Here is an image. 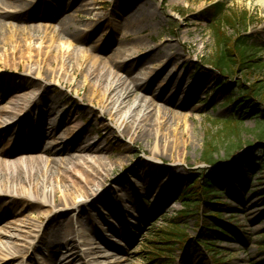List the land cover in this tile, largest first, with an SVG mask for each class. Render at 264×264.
Segmentation results:
<instances>
[{
  "label": "rangeland",
  "instance_id": "rangeland-1",
  "mask_svg": "<svg viewBox=\"0 0 264 264\" xmlns=\"http://www.w3.org/2000/svg\"><path fill=\"white\" fill-rule=\"evenodd\" d=\"M31 1L18 0L17 3L20 6ZM33 1H37L33 4V10H25V14L13 21L17 27L38 23L49 27L46 34L39 32L46 37L41 55L34 53L31 59L44 60L39 67L40 76L33 78L34 83L47 91L45 97H59L56 109L62 110L64 115L74 121L73 134L82 129L86 140L95 139L98 143H103L106 152L102 154L106 157L111 155L110 162L114 167L104 187L109 188L112 183L119 186L122 180L134 186L122 195L126 205L120 204L117 214L109 216L112 226H104L102 237L100 235L96 238L103 240L104 237V242L122 246L124 251L117 252L123 257L122 264H161L162 261L149 257L148 241L154 237L155 231L167 228L176 218L177 223L182 225L192 239L196 240L198 236L201 240L216 244L215 249L219 255L202 244L191 242L185 252L181 245H174L170 258L162 263L264 264V149H260L264 146V139L259 138L260 130L257 129L261 118L250 117L240 106L227 103L223 94L217 91L218 72L212 63L217 52L213 24L202 13L206 7L218 1H222L233 13L241 15L247 11L249 24L247 27H240V34L249 37L248 42L256 47L255 57L260 58L258 64H264V0H136L137 7L135 4L131 6L130 0H73V4L62 14L66 25L57 32L53 29V26L58 25L57 21L40 20L38 15L43 9L52 15L58 0ZM138 8H141L145 19L143 30L139 33L130 29V32L125 17L133 10L136 13ZM126 31L130 32V38L142 36L143 41L153 47L158 59L166 55L171 57L167 68L175 71L176 80H182L183 94H188L183 108L168 103L172 112L166 115V127L159 133L158 141V153L162 162L151 158L156 139H140L132 145L126 129L118 128L102 106L90 102L93 92L89 82L85 80V64L89 56L107 59L116 55L122 46L138 47L141 43L139 39L125 41ZM233 32L230 28L228 34ZM24 41L18 37L14 43L16 53L13 57L9 27L0 21V54L4 52L3 46L8 51L7 55L3 53V60H0V68L5 73L15 76L25 74L31 61L22 58L21 49L26 44ZM161 42H169L172 46L163 47ZM158 45L161 47L157 48ZM143 47L144 45L141 46ZM63 57H67L68 62ZM237 80L246 81L247 84L258 81V86L264 85V67H257L248 75L245 71H239L231 78L234 84ZM200 83L201 90L193 89ZM191 85L195 87L190 88ZM233 89L238 95V85ZM142 94L138 90L134 97ZM258 106L260 110H264V101ZM259 116L262 117V114ZM233 120L239 121L238 133L227 128L228 122ZM24 123L30 122L26 120ZM30 124H38L46 133L47 123L37 120ZM58 131L60 135L64 129ZM23 137L24 139L18 136L22 140L18 142L24 147L36 146L38 139L42 138ZM15 145L17 144L11 137L0 141V149L8 153L15 150ZM206 149L214 152L213 162H217L216 164L209 166L206 163ZM239 154L246 156V162L242 160V167L246 170L241 180L234 177L231 167L227 166V172L221 169L226 159ZM209 168L218 169L219 173L211 199L223 204L211 211L222 212L224 221L235 227L218 223L226 231L225 237L199 227L197 223L200 219L194 207L186 209L188 216L178 218L179 213L185 210L181 192L196 175L208 172L211 170ZM113 179L119 180L115 183ZM229 179L235 181V189L230 187ZM234 190H238L239 194ZM0 202L3 203L0 213L6 215L13 202L6 198H1ZM16 205L22 218H40L42 221L45 218L40 215L44 208L33 210L24 200H19ZM203 218L212 221L211 217ZM48 231L47 227L39 246L27 258L28 262L49 263L45 258L48 255L45 240L51 237ZM124 232L127 233L128 241L121 239ZM112 238L119 241L113 242ZM79 249H82L80 253H84L87 246L81 245ZM211 256L216 261H212ZM82 263L83 260L79 259L74 264Z\"/></svg>",
  "mask_w": 264,
  "mask_h": 264
},
{
  "label": "bare ground",
  "instance_id": "bare-ground-1",
  "mask_svg": "<svg viewBox=\"0 0 264 264\" xmlns=\"http://www.w3.org/2000/svg\"><path fill=\"white\" fill-rule=\"evenodd\" d=\"M17 1L0 0V21L9 27L12 56L16 53L14 43L21 37L26 43L21 49L22 58L31 61L34 53L41 55L43 50L46 37L39 32L46 34L49 27L42 23L17 27L13 20L25 14V10H33V4L37 2L32 0L19 6ZM72 1L58 0L55 12L50 15L43 9L38 15L40 20L57 21L58 25L53 26L57 32L66 25L62 14ZM130 2L132 6L136 0ZM134 6L137 7L136 4ZM133 11L126 14L127 26L129 30L140 33L145 19L141 8L136 13ZM130 32L124 34L125 41L139 39L141 43L138 47L122 46L116 55L107 59L89 56L85 64V80L93 92L90 102L102 106L118 128L126 129L132 145L140 139H156L151 158L162 162L158 141L159 133L166 127V115L172 112L168 103L183 108L188 94H183L182 80H176L175 71L167 68L171 57L166 55L158 59L153 47L148 46L142 36L130 38ZM161 46L172 45L161 42ZM2 48L7 55L8 51L4 46ZM3 53L0 60H3ZM63 59L68 62L67 57ZM42 61L38 58L29 62L24 75L8 74L0 68V141L11 137L17 144L10 153L0 149V200L6 198L13 202L6 215L0 213V262L40 264L39 261L28 262L27 258L39 246L48 227L51 235L45 240L48 264H74L79 259L83 260L82 264H122L123 257L117 253L124 251L122 246L108 244L104 242V237L103 240L96 237L105 227L112 226L109 216L117 214L120 204L126 205L122 195L134 186L122 180L119 186L112 183L111 187H104L114 170L110 162L112 157L102 154L106 152L102 142L86 140L84 130L78 129L77 134H73L74 121L56 109L59 97H45L47 91L34 83V76H40ZM201 84L193 89L201 90ZM138 90L143 94L134 97ZM23 120L47 123L46 133L37 124L25 132ZM62 128L64 131L59 135L58 130ZM24 134L29 138H42L38 139L36 146L24 147L18 138ZM118 180L113 179V182ZM19 200L26 201L33 210L44 208L40 213L44 220L22 218L16 205ZM98 205L101 207L98 208ZM1 206L3 203L0 202ZM126 234L124 232L121 239L128 241ZM111 241L119 240L112 238ZM81 245L87 246L84 253H80Z\"/></svg>",
  "mask_w": 264,
  "mask_h": 264
},
{
  "label": "trees",
  "instance_id": "trees-1",
  "mask_svg": "<svg viewBox=\"0 0 264 264\" xmlns=\"http://www.w3.org/2000/svg\"><path fill=\"white\" fill-rule=\"evenodd\" d=\"M202 13L213 24L212 31L217 52L212 63L218 72L217 91L224 95L227 103L233 106H240L244 113L249 114L250 117L256 119L258 117L261 118V121L257 124V129L260 130L258 134L259 138L264 139V110H260L258 106L262 100L264 101V85L258 86V81L251 84H247L243 80H237L235 84L231 81L232 76L239 71H245L248 75L250 72L256 70L257 67H264V64H258L260 58L255 57L254 50H256V47L248 42L249 37L240 34V27L244 28L249 24L248 12L245 11L241 15L233 13L223 2L219 1L206 7ZM230 28L234 31L233 34H228ZM236 85L239 87L238 95H236L233 89ZM260 114H262V117L259 116ZM232 123H235V125ZM237 124L239 125V121H229L227 128L234 133H238ZM260 149H264V147ZM213 154V151L206 149L204 152V160L207 163H215L213 162ZM242 160L246 162L245 155L234 160L229 165L234 177L238 180L243 179L245 176L246 169L242 167ZM222 169L225 172L228 170L225 166ZM218 178L219 173L216 170H210L196 175L180 195L184 202L185 210L179 213L178 218L188 216L186 209L194 207L200 219L197 223L199 227L215 232L221 237H225L227 236L226 231L218 223L232 228L235 227L230 226L227 221H224L222 212L211 211L212 208L223 205L221 202L212 201L211 199ZM229 185L235 189V181L233 179H229ZM234 191L239 193L238 190ZM203 217H211L212 221H207ZM175 219L170 222L167 228L155 231L154 237L149 239V257L152 260L165 263V259L170 258L169 255L174 250V245H181L180 247L185 249L186 244L192 242L189 233ZM195 242L215 251L219 255L215 249L216 244L199 238ZM162 262L161 264H164Z\"/></svg>",
  "mask_w": 264,
  "mask_h": 264
}]
</instances>
